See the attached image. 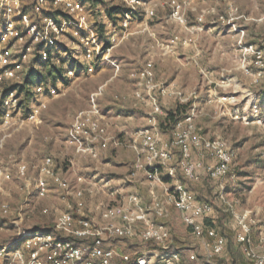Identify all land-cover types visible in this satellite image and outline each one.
<instances>
[{"label": "built area", "instance_id": "1", "mask_svg": "<svg viewBox=\"0 0 264 264\" xmlns=\"http://www.w3.org/2000/svg\"><path fill=\"white\" fill-rule=\"evenodd\" d=\"M119 1L127 8L122 20L125 36L132 23L137 22L136 16L142 14V21H146L155 15V10L144 0ZM170 6L172 17L185 24L184 4L172 0ZM104 23L107 29L116 32L113 20L106 18ZM145 25L150 36V25L148 22ZM99 29L98 20L93 18L82 0H0V131L36 122L48 108L49 101L66 92V86L51 78H42L32 84L33 99L27 108L20 87L43 64L61 63L60 58L68 49L82 50L90 70L93 69L95 52L100 47ZM115 39L116 35L112 41ZM177 42L187 44L188 40L176 36L170 45ZM254 53L255 65L259 69L255 81L259 82L264 77V55L260 50ZM66 74L72 80L76 76L75 67L69 66ZM130 77L135 82L133 92L116 93L114 100L125 103L133 98L147 107V127L138 130L134 140L128 142L111 134L106 114L98 103V98L105 92L103 85L92 95L90 106L76 114L66 141L80 155L95 160L100 159L111 145L134 149L136 160L130 178L147 187V195L132 191L116 202L101 206L99 219L90 217L86 213L88 199L110 188L111 180L79 175L72 183L60 171L54 156H46L35 166L38 175L34 178V187L39 197L48 195L50 185L61 191L67 206L57 220V228L73 239L43 229L27 232L21 238L24 247L15 252V264H116L118 260L123 264H192L199 260L197 248L203 250L205 264H217V259L225 253L227 237L215 226L205 223V219L215 212L213 203L199 200L186 183L180 181L178 174L182 172L187 179L199 182L202 171L206 170L209 178L218 184L220 198L226 202L225 180L236 181V174L231 170V148L222 138H208L202 134L195 122L198 116L196 105L177 120L172 134L166 135L160 126L165 114L161 98H173L187 104L193 94L188 95L173 84L156 82L155 64L150 60L133 70ZM252 107L253 113L259 116V104L255 102ZM236 118L248 120L239 111ZM193 150L201 157H209L213 164L205 167L202 160L193 158ZM13 166L21 176L28 175L30 166L27 161H18ZM11 178L9 169L0 168V188ZM170 207L181 213L196 241L195 247L188 248L186 260L181 251L173 249L175 240L171 228L163 220ZM2 210L8 213L9 204H3ZM233 213L237 226L236 244L250 264H264V235L258 243L253 238L259 222L257 216L250 210ZM138 239L160 248L143 245L132 252H124L116 246L120 240ZM9 249V246H1L0 257H4ZM26 253L28 256L24 259Z\"/></svg>", "mask_w": 264, "mask_h": 264}, {"label": "rangeland", "instance_id": "2", "mask_svg": "<svg viewBox=\"0 0 264 264\" xmlns=\"http://www.w3.org/2000/svg\"><path fill=\"white\" fill-rule=\"evenodd\" d=\"M82 1L93 18L98 20L100 28L106 18H110L116 32L105 27L104 31L99 29L100 47L95 52L92 70L82 50L68 49L61 56V63L43 64L37 73L53 81L56 79V83L67 88L73 84L74 89L61 99L49 101L41 120L0 131V168L9 169L12 175L11 180L5 181L0 188V247H10L6 255L0 257V264L17 262L15 252L24 247L21 238L27 232L43 229L59 237L65 236L57 228V220L65 209L62 193L50 185V196L39 197L34 187V178L38 175L35 166L52 155L64 176L75 182L78 173L83 172L81 167L84 164L72 151L67 152L68 129L76 114L90 106L92 95L103 85L105 92L98 98V103L106 114L132 113L144 122L148 110L141 107L143 104L131 107L136 103L132 98V102L128 100L120 105L114 100V94L130 92L135 87L130 73L141 68L147 60L155 64L156 82L169 84L178 81L188 95L193 94L189 103L184 104L187 107L183 113L197 106L195 122L202 134L208 138H222L231 148V170L236 174V181L231 178L225 180L227 201L220 198L218 184L205 178L206 170L202 171L199 187L203 188L202 199L214 205L218 230L222 233L226 229L228 234V246L217 259V264H250L240 246L234 243L237 226L233 211L254 212L259 221L255 232L264 228V77L259 82L255 81L259 69L255 65L254 53L260 50L264 55V0H179L185 6V24L172 17V0H144L155 10V15L146 21H142V14L136 16L137 22L132 23L127 36L123 34L122 14L118 11L111 14V9L119 6V0ZM145 22L150 25V36L144 29ZM114 35L116 39L112 41ZM73 36L75 38L77 34ZM176 36L188 40V43L170 45ZM69 66L76 69L72 80L66 74ZM20 92L29 108L33 99L32 83L22 85ZM164 100L161 98L164 111L180 103L173 98ZM255 102L260 107L259 116L253 113ZM237 111L248 120L237 119ZM46 135L51 136L47 141L44 139ZM124 150L127 148L113 149L112 162L107 170L98 169L103 166L104 154L98 160L88 157L89 169H84L82 174L107 180L114 176L125 177L126 172L120 174L115 171L116 167L128 169L131 164L128 161L130 157L126 161L121 157L120 152ZM193 158L202 160L205 167L213 164V160L201 157L196 150H193ZM21 160L30 166L26 177L13 166ZM91 172L97 174L91 175ZM3 204H9L8 213L3 212ZM46 208L48 212H44ZM174 240L173 249L177 248L186 258V249L196 246L191 231L184 225L179 227ZM131 242H122L124 252L130 250ZM134 244L135 247L145 245L140 239ZM147 247L160 248L154 245ZM197 252L199 260L192 264H205L203 250L197 248ZM27 256L26 253L24 259Z\"/></svg>", "mask_w": 264, "mask_h": 264}, {"label": "crops", "instance_id": "3", "mask_svg": "<svg viewBox=\"0 0 264 264\" xmlns=\"http://www.w3.org/2000/svg\"><path fill=\"white\" fill-rule=\"evenodd\" d=\"M169 84H173V85L183 89V87L178 83V81H174V82H171ZM73 89H74V86H73V84H71L70 87L66 89V92L63 95L55 98L54 100H52V102L55 101L56 99H61V97H64L68 93L69 90H73ZM133 89L130 92H117V93L131 94L133 92ZM134 100L136 101V103L134 102L135 104H132L133 106H131V107H139V105H141L140 102L137 101L136 99H134ZM169 100H170V98L169 99L165 98L164 102L169 101ZM129 101H131V100H129ZM51 103H50V105H52ZM118 104H120V103H118ZM122 104H120V105H122ZM141 107H145V106L141 105ZM145 108L147 109V107H145ZM102 111L106 114V112L103 109H102ZM146 113H148V111ZM42 114L44 115L45 113H42ZM137 117L135 114H132V113L127 114V115H123L120 112H115V113L113 112V115L106 114L107 122L109 123L110 133L113 134L114 136H116L117 138L123 140L124 142L125 141L126 142L133 141L135 133L138 130H141V129H144L147 127L146 118H144V122H143V120L138 119ZM146 117H147V114H146ZM74 118H73V120H74ZM41 119H42V116H40V118L38 120H41ZM73 120H72V122H73ZM71 123H70V125H71ZM141 123H143L142 126H140ZM47 137L49 139L51 136H47V135L44 136V139L46 141L48 140ZM119 147L127 148V150L121 151L120 153H121V157H123V159L125 161L130 157L131 159L129 158L130 160H128V161H131V164L129 165L128 169L125 166L121 167V168L116 167V169H115L116 173L122 174V173L126 172V174H125L126 176L125 177L114 176L112 178H109L111 180V184L114 185L113 188H108L102 192H99L97 195H95V197L88 199L87 212L86 213L90 217H95V218L99 219L100 214H101V209H100L101 206L108 204L109 202L110 203L116 202L118 199L122 198L123 195L128 194L132 191L137 190V191H140L141 193L147 195V187H145L143 184H140L139 182H136L130 178V171H131V168H132L134 161L136 160V152L134 149L129 148L126 145H121L118 147L111 145V147L103 153L104 154V159L102 161L103 166H100V168H98V169L107 170L106 168H108L109 167L108 165H111V162H112L111 159L113 158V152H112L113 149H117ZM66 149H67V152L72 151L75 156L80 157L79 158L81 160L80 163H83L84 167H81V168H83L81 170L83 172L78 173V176L79 175L86 176L82 173L85 172L84 169H89L87 166V162H86L88 157L80 155L79 153H77L74 147H71L67 144V141H66ZM75 152L77 153V155L75 154ZM61 153H63V152H61ZM93 174H97V172L96 173L91 172V175H93ZM141 177L143 178L144 176H141ZM103 179H105V178H103ZM127 183H129V187H126ZM49 196H50V194L48 193V195L46 197L48 198ZM61 200L65 203V209H66L67 200L64 199L63 197ZM70 200L73 201L72 198H70ZM64 210H62L61 212H63ZM163 220L164 221H170L171 220L170 214L167 213L166 217ZM258 229H260V228H258ZM219 231H221V230H219ZM224 231L226 232V229ZM259 231L260 232L254 231L253 238H254L255 243H258L261 235H264V228L263 229L261 228ZM173 238H174V233H173ZM227 241H228V239H227ZM122 242H124V240H120L118 243H116V246H118L119 248L122 249V251H124L123 249H125V246ZM134 242H135V240H133L130 244V246H131V248L129 250L130 252L134 251L136 248L139 247V246H137V247L133 246V245H135ZM234 243L236 245L235 236H234ZM186 250H188V249H186ZM118 261H120V260H118Z\"/></svg>", "mask_w": 264, "mask_h": 264}, {"label": "trees", "instance_id": "4", "mask_svg": "<svg viewBox=\"0 0 264 264\" xmlns=\"http://www.w3.org/2000/svg\"><path fill=\"white\" fill-rule=\"evenodd\" d=\"M118 5L119 6H115L113 9H111V14L116 12V11H118V13L122 14V20H123V16H124V13L127 10V8H125L121 4H118ZM104 27H105V25L101 26L100 30L104 31L105 30ZM42 78H45V77L42 74H40V73H31L29 75L26 83H28V84L32 83L33 84L36 81L41 80ZM54 82L56 83V79H54ZM186 107H187V105L177 103L176 105H174L171 108H166L165 114L161 117V120H160V126L162 128V131L166 135H167L168 132H170V134H172V132H173V130L175 128L177 120L180 119V118H183L185 116V114L183 112L186 110ZM177 154H178L179 157L181 156V153H180L179 150L177 151ZM178 177H179L180 181L186 183L188 188L196 194V196H197V198L199 200L204 201V199H202V196H203V194H202L203 190L202 189L203 188L199 187L201 181H199V182L191 181V180L187 179L183 175L182 172H179ZM205 178H207V180L210 181V182L212 181L209 178L208 175H206ZM168 213L170 214V219L171 220L170 221H165V222L170 226L172 234L174 233V236L176 237V236H178V233H179V227L181 225L186 226V224L182 220L181 213L175 207H170ZM205 223L207 225L215 226L217 228V226H216V223H217L216 222V217H215L214 214L212 216H210V217H207L205 219ZM186 228L190 230L189 227L186 226ZM236 230H237V227L235 229V234H236ZM222 234H224L226 237L228 236V234L225 231H223ZM61 237L73 239L71 236H67L66 234H65V236L62 235ZM227 239H228V237H227ZM77 243H80V241H78ZM144 243H145L144 246H148V245L157 246L156 244H150L149 242H144ZM228 243H229V241L227 242V246H228ZM130 247L131 246H129V248ZM188 248H191V247H188ZM183 257H184V260H186L188 258V256L186 258L184 255H183ZM116 264H123V263L121 261H118Z\"/></svg>", "mask_w": 264, "mask_h": 264}]
</instances>
